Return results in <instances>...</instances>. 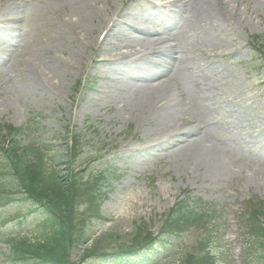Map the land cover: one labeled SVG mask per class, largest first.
<instances>
[{
  "label": "rangeland",
  "instance_id": "1",
  "mask_svg": "<svg viewBox=\"0 0 264 264\" xmlns=\"http://www.w3.org/2000/svg\"><path fill=\"white\" fill-rule=\"evenodd\" d=\"M193 1L189 15L162 34L174 40L182 58L167 76L152 82L167 83L180 102L175 112L163 113L155 121L142 114L139 86L113 73L119 62L96 71L90 55L96 50L89 48L82 65L62 79V91L58 85L53 93L28 90L25 62L36 58L44 68L56 69L55 54L67 57L70 48L62 43L61 19H76L74 11L82 1L0 0V126L22 127L13 136L0 133V164H7L6 149L17 144L48 145L50 155L61 157L54 168L63 176L72 167L62 152L69 141L68 128L74 127L76 133L85 134V141L80 162H72L73 167L87 168L86 177L102 172L107 178L103 218L83 214L89 235L86 249L119 252L131 245L140 226L144 233L148 229L156 234L164 213L189 197L191 204L216 213L208 222L216 224L214 234L198 226L185 229L180 237L157 245L163 249L157 264H179L187 252L209 251L215 264H264V252L256 250L259 244L243 221L249 201L264 200V0H220L228 8L227 19L211 23L198 16V5L207 0ZM163 2L93 0L101 11L95 23L117 9H127L149 25L163 27L169 20L164 14L172 10ZM111 43L112 54L132 55L139 49L132 39L119 44L112 37ZM61 48L67 52H59ZM155 48L167 51L165 46ZM155 48L147 54L164 58L153 52ZM211 50L217 52L215 60L206 59ZM210 64L213 68L204 73ZM199 74L206 76L197 83ZM209 80L214 88L206 85ZM88 99V108L78 113L77 107ZM184 131L196 133L191 132L193 143L177 136ZM7 177L8 181L1 179V196L10 195L11 177ZM40 213L29 199L0 204V238L36 237ZM208 238L209 245H202ZM8 252L0 240V264H11ZM74 252L75 260L83 253L77 248ZM149 253L150 248H143L131 256ZM123 260L92 255L83 264H132Z\"/></svg>",
  "mask_w": 264,
  "mask_h": 264
},
{
  "label": "trees",
  "instance_id": "2",
  "mask_svg": "<svg viewBox=\"0 0 264 264\" xmlns=\"http://www.w3.org/2000/svg\"><path fill=\"white\" fill-rule=\"evenodd\" d=\"M5 130L7 134L16 135L21 129L11 125L0 126V131ZM83 139L82 134L74 132L72 144L65 146L63 157L66 156V162L72 167L63 176L58 175V171L54 168L55 163L59 164L61 157L57 154L50 155L49 150H46L50 148L48 145L23 147L17 144L13 149L7 150V164L4 166L0 164V183L2 180L8 181V175L11 177L9 181L11 194L5 199L8 200L7 202L19 198L29 199L31 205L41 211L38 217L39 235L32 239L26 235H10L4 239L9 245L10 254L7 260L11 264H83L92 255H101L115 262L124 259L125 263L157 264L163 258V249H158V244L180 237L189 227L198 226L209 230L211 234L214 232L216 224L210 225L208 222L213 220L216 213L203 209L198 203L191 204L189 197L182 198L164 213L161 227L156 234L149 233L148 229H146L147 233H144L140 226L131 236V245L128 248L123 247L119 252L112 253H104L98 247L85 248L80 258L75 260L73 258L75 249L81 250L89 240L88 230L85 228V216L103 218L102 189L107 180L102 172L92 178L85 176L86 171H75L72 162H80ZM3 200L4 198L0 197V203ZM243 210L245 230H248L259 244L260 248L256 250L264 252V222L261 220L264 218V200L249 201ZM85 212L87 214L84 216ZM214 226L215 228L212 229ZM208 242L209 238L202 242V245H209ZM143 248H150V253L141 257L131 256V254L136 255L135 253ZM215 262V255L210 251L195 254L187 252L184 258L180 259L179 264H215Z\"/></svg>",
  "mask_w": 264,
  "mask_h": 264
},
{
  "label": "bare ground",
  "instance_id": "3",
  "mask_svg": "<svg viewBox=\"0 0 264 264\" xmlns=\"http://www.w3.org/2000/svg\"><path fill=\"white\" fill-rule=\"evenodd\" d=\"M80 1H82V5L76 7L73 15V18L76 19H61L62 34L65 35L64 39L66 41H62V43H67L70 47L67 57L60 58L59 54H55V65L52 67L56 69L53 70L48 67L44 68L36 58L25 62L23 69L27 75L25 78L27 79L25 83L29 86L27 89L34 93L40 89L44 92L50 91L53 93L58 85V88H61L62 91V79L70 74L73 69L82 65V57L89 48L96 50V52L90 51L93 69L100 71L105 67L111 68L116 65V62H119L113 73L123 75L128 81H134L135 85L139 86L141 91L139 92L142 96V114H145L146 117L153 118L156 121L163 118V113L171 114V112H175V108L180 101L171 93L170 86L164 81L155 84L152 81L167 76L176 67L177 61L182 58V51L176 44H173L172 41L174 40L162 34L165 33V28L174 29L182 21V18L189 15L194 1L165 0L162 4H168L172 11L168 13L169 20H166L163 27L151 26L146 20L135 17L132 10L127 9L124 12L117 9L108 18L100 19L96 24L95 20L98 19L101 12L98 9L99 7L94 6L96 3L92 4L93 0ZM144 3L149 5L147 2ZM198 6V16L202 21L211 23L217 20L222 22L227 19L228 8L220 0H207ZM112 37H115L119 44L124 39H132L139 46V49L132 55L109 53L110 49H114L115 46L113 45L110 48ZM160 46H165L168 52L165 49L166 52L163 54L160 48H155ZM108 48L110 49L108 50ZM153 48H155L153 52H156L157 56L162 53L163 56L165 55L164 58H160L161 55L154 59L150 57L147 51ZM59 52L65 53L67 49L61 48ZM205 56L207 60H215L217 52L211 50ZM210 68H213L211 64L204 67L203 72L205 73ZM205 76L206 74H199L195 82L198 83L200 80L202 82ZM206 85L214 88L210 80ZM128 87L131 88V86ZM92 96H96V93ZM88 103H90L89 99L82 106H78V113L84 112L88 108ZM191 132L193 131L176 134L182 138V141L185 140L186 143L190 144L193 143ZM193 135L196 136V133L193 132ZM199 138L200 136H197L195 140H199ZM205 155L211 159L209 154Z\"/></svg>",
  "mask_w": 264,
  "mask_h": 264
}]
</instances>
